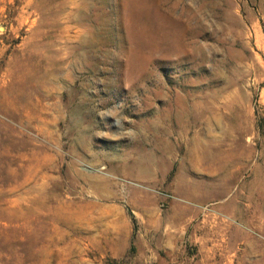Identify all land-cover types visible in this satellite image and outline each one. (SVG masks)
I'll use <instances>...</instances> for the list:
<instances>
[{"label": "rangeland", "instance_id": "obj_1", "mask_svg": "<svg viewBox=\"0 0 264 264\" xmlns=\"http://www.w3.org/2000/svg\"><path fill=\"white\" fill-rule=\"evenodd\" d=\"M0 264H264V0H0Z\"/></svg>", "mask_w": 264, "mask_h": 264}, {"label": "crops", "instance_id": "obj_2", "mask_svg": "<svg viewBox=\"0 0 264 264\" xmlns=\"http://www.w3.org/2000/svg\"><path fill=\"white\" fill-rule=\"evenodd\" d=\"M212 252V251H211ZM216 253V252H215Z\"/></svg>", "mask_w": 264, "mask_h": 264}]
</instances>
